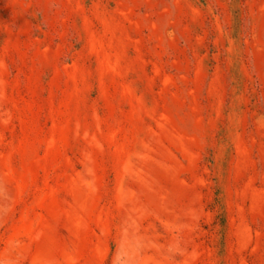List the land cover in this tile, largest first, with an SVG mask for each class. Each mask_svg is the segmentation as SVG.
<instances>
[{"label":"rangeland","instance_id":"374dc122","mask_svg":"<svg viewBox=\"0 0 264 264\" xmlns=\"http://www.w3.org/2000/svg\"><path fill=\"white\" fill-rule=\"evenodd\" d=\"M0 264H264V0H0Z\"/></svg>","mask_w":264,"mask_h":264}]
</instances>
